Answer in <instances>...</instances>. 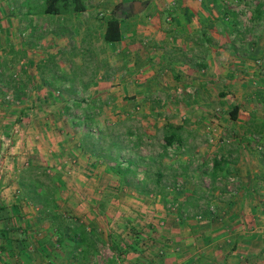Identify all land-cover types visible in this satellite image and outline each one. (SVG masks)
Segmentation results:
<instances>
[{
  "label": "crops",
  "instance_id": "1",
  "mask_svg": "<svg viewBox=\"0 0 264 264\" xmlns=\"http://www.w3.org/2000/svg\"><path fill=\"white\" fill-rule=\"evenodd\" d=\"M41 1L0 0L3 58L11 56L10 50L21 52L19 73L30 79L25 90L33 105L31 113H22L26 104L14 100L0 79L5 95L0 100V264L9 248L28 251L29 241L21 238L25 234L41 236L46 225L57 229L19 187L18 174L29 164L62 173L56 184L63 195L56 202L67 217L64 226L73 216L95 245V255L86 244L82 248L92 258L84 264H264V101L259 96L264 82L249 80L255 63L264 60V0H84V11L54 15L39 13ZM112 15L119 20L121 38L105 43L102 35ZM98 44L105 46V54L98 55ZM88 45L91 59L83 51ZM50 55L56 69L43 74L38 67ZM76 57L92 70L86 86L70 88ZM96 61L107 67L95 69ZM252 82L258 86L250 87ZM83 91L92 99L85 98L82 106L107 92L117 99L127 94L125 103L144 100L152 107L151 99L160 94L171 112L163 117L162 129L181 126L182 143L183 132L190 133L188 139L207 134L213 145L199 142L193 152L178 145L185 158L170 170L186 176L189 156L207 154L221 161L214 170L212 163L191 169L196 181L205 174L214 179L210 196L197 208L207 204L213 211H199L191 222L183 217L191 197L182 199L177 211L159 194L139 193L112 178L107 163L83 148L85 117L63 111L69 106L72 112L73 103L79 104L75 93ZM174 113L183 115L178 120ZM11 122L13 130L7 131ZM218 139L230 146L222 148ZM159 171L163 179L166 173ZM223 173L237 184L231 188L227 181L220 187L217 179ZM198 186L193 183V191ZM103 239L112 261L99 259Z\"/></svg>",
  "mask_w": 264,
  "mask_h": 264
},
{
  "label": "rangeland",
  "instance_id": "2",
  "mask_svg": "<svg viewBox=\"0 0 264 264\" xmlns=\"http://www.w3.org/2000/svg\"><path fill=\"white\" fill-rule=\"evenodd\" d=\"M247 20L248 18L246 19V21ZM246 21L245 23H247ZM248 25L250 24L248 23ZM96 47H98V55L105 54L106 50L103 44H98ZM5 50L6 49L4 47L0 48V79L5 81V85L7 87L12 85V83L15 81L19 82V85H21L22 88L24 87L23 91L25 95L21 98L25 101L23 102V104H26L25 108L27 109V111L22 113H31L30 108L33 105H30L29 103L31 101L27 100L29 99V95L31 96V92L29 90H25V88H28L29 86L30 79H28L26 75H23L22 77V74L19 73L21 71L19 65L21 52L10 50L9 53L11 54V56L8 58H3V52ZM79 54L81 53L78 51L75 55L80 56ZM64 63L66 64V67H68L69 62L65 61ZM78 63L79 65H77ZM95 63L96 62H94L93 64L94 66ZM83 64L84 62H79V58H77L71 62L70 68H72L73 71H79L81 68L80 66ZM255 65L256 68L251 73L252 76L249 78V80L256 81V83H258L257 80H260V83L262 84L264 82V60L256 62ZM82 70L84 71V80H87L89 76L87 74H89L92 69L84 67ZM251 86H258V84L255 85L252 82V84H250V87ZM3 92L4 90L0 91L1 101L5 96ZM1 93H3V95H1ZM75 95L77 96V99H80L81 102L84 101H82L83 98L88 99L90 97L89 95L85 96L84 91L81 93H75ZM111 96L112 95L110 93L104 92L103 94H101V102L91 100L94 101V103L96 102L92 113L97 117L96 119L98 121V124H89L92 130L93 138H89L88 143H91L93 141L92 146L94 148L98 145H106L109 141V134L119 136L120 139H124L125 142L123 143L128 145L129 148H125V150H123L122 159L124 161H122V166H125L126 159H133L136 164L132 167V169L136 171V176L133 177L130 175L128 179L134 181H136L137 179L141 180L142 183L139 185V190L143 189V184L146 183L147 188L152 189L151 192L146 194H159L161 202L165 201V203L169 202L173 205L175 204V209L177 211H180L179 207L182 203V199L191 197V199L188 200L189 204L188 202H186L185 206L183 205V207L190 206L187 210L188 212H185L183 217L185 219H189L191 222L192 220L195 221L194 216L199 212L200 209L194 208V204L198 205L201 201L205 202L204 198L210 196V181L214 179L205 174L201 180L199 179L198 181H196L195 177H193V175L191 174V169L193 167H198V165L209 168L214 157L208 156L207 154H204L203 156H194V158L189 156L188 159L190 162L185 164V167L189 172L187 174L185 173L186 176L184 177H182L181 173L177 175L178 177H176V173L174 174L170 169L175 168L176 165L179 166L183 164L182 161H184L183 159L185 157L181 155V150L178 149V145L179 147L180 145H183L185 149L189 150V152H193V150L195 149V145H197L199 142H201L203 147H207L208 145H213L214 141H211L210 137L207 134H204V138H202L203 135L200 134V136H202L201 139H188V137L191 136H189L190 133L183 132L186 137L185 143L176 140L175 142L178 143V145L174 150H170L168 145L165 143V129H162L163 124L161 123L169 117L171 112L170 109L167 110L166 107L161 104L163 100L162 95L157 94L155 95V98L151 99L153 105L152 107L145 106L144 100L138 102L128 100V103H125L124 101L130 98V96H127V94L126 96H124V98H121V95L118 96L119 99H117L116 96H112L113 99H111ZM259 96L261 100L264 101V91H260ZM58 101L59 98L56 99V102ZM228 101L230 102L231 100ZM83 107L84 106L82 105L76 106L73 108V111L71 113L78 117L83 116ZM174 115H176V118L180 120V116L183 114L174 113ZM221 116L222 115H220L219 117ZM163 117H165V119H163ZM12 124L13 122H11V124H8L7 131L13 130ZM99 131L102 134L104 133V135H101ZM129 133L132 134L129 135ZM216 143L219 144L222 148L227 149V147L230 146L229 144L231 142L221 143L218 139ZM234 157L235 156H232L231 158ZM160 169H162L166 173L164 174L161 182L163 185H165L164 189L161 188L162 193H158V190L160 188H158L153 181L156 171H159ZM108 173H110L111 176H114H112V178L118 180L119 176L117 174L113 172ZM144 173H148L149 175V178L145 182ZM61 174L62 173H52L50 175L54 179L55 183H59L62 180V177L60 176ZM84 174L87 176H91V178H95V173ZM81 175L82 177H85V175ZM221 175L222 176H219L220 178L217 179L220 183H218L220 187L225 188L226 182L228 181L230 182L232 188L238 182L237 179L228 178L232 176L231 174L223 173ZM193 183H198L199 186L198 188H195V193H193V196H188V193L189 195H192V192H194L192 188ZM176 184L179 185L176 186ZM167 185L169 186L168 188ZM60 190L61 193H59ZM59 195H63V192L62 188L60 189L57 186V198H59ZM221 200L223 201L222 198ZM212 203L213 201L210 204ZM212 205L216 206L215 203H213ZM57 207L60 210L58 204ZM206 208L208 209L209 205ZM206 208H204V210ZM210 209L211 208H209V210ZM203 211H200V213H202ZM210 211L212 212L213 210ZM73 218V216H69V224L66 225V228L65 226H62L59 230L55 229L54 225H46L40 231L42 232L41 236L38 235L39 233L35 237L28 234H25L26 236H22V239H27L30 243L26 246L28 251H23L21 248H19L21 250H14L13 248L7 249L5 253L7 257L5 260V264H84L83 261L92 259L90 257H87L86 254L82 252V248L85 247L86 244L90 254L95 250V245H92V243L89 244V238L87 239L81 232V224H79L78 220H74ZM127 246L131 247L132 244H128ZM97 248L99 250L98 255H100L99 259H102L104 262H107V260L112 261V259L110 258L112 254L109 251L108 240L105 241L103 239V242H100ZM93 255H95V253H93ZM94 259H96V257Z\"/></svg>",
  "mask_w": 264,
  "mask_h": 264
},
{
  "label": "trees",
  "instance_id": "3",
  "mask_svg": "<svg viewBox=\"0 0 264 264\" xmlns=\"http://www.w3.org/2000/svg\"><path fill=\"white\" fill-rule=\"evenodd\" d=\"M85 1L84 0H42L39 8V13L48 14V15H54V14H65V13H76L81 12L85 10ZM121 38L120 28H119V20L115 15H112L109 17L106 21V28L102 35V40L105 43H114L118 41ZM90 45H88L87 48L83 46V51L85 53L89 54V58L91 59L92 56V50L88 49ZM88 61L84 62L83 65H81L80 70H72L70 76L68 77L70 88H73L75 84H82L83 86H86V83L84 82L83 77V68H88L87 66ZM103 67L104 69L107 67V64L105 62L96 61L95 63V69ZM39 70L44 74L45 71H54L56 69L55 59L53 55H50L49 58L46 59V61L39 65ZM62 76V75H61ZM61 76H57V79H61ZM63 77V76H62ZM93 77V76H92ZM13 82L12 85L8 87L9 91L11 92V95L14 100H17L20 104L24 102V100L21 97H24V87L22 88L21 85H19V82ZM85 100V98L82 99V101ZM79 104H74L73 106L80 105V99H78ZM90 106H84L83 107V116L85 117L82 121H84L82 124H84L87 127V130L85 132V135L83 137V148L87 150L89 153L99 157L101 160L107 163L109 166V169L117 174L119 176V180L121 183L126 184L128 186H132L135 191L141 192V193H149L152 191V189L147 188L146 183L143 184V189H140V184L142 183L141 180H129L128 177L131 175L133 177L136 176V171L132 169V167L135 164V161L133 159H126L125 160V166H122V154L123 150L125 148H129L128 145H126L124 139H120L119 136H114L112 134H109V141L106 145L93 147L92 142L88 143L89 138H93L91 127L89 126L90 123L94 122V119L92 118L91 114L93 111V108L95 107V103L91 102ZM75 107V106H74ZM69 106H66L63 111L64 113H71V110L69 109ZM21 112H24V109L21 108ZM82 121H78V124H80ZM95 124V123H94ZM180 129L181 126L175 125V124H169L167 128L165 129L164 133V140L165 143L168 146L171 145H178L176 143V140H180ZM100 133V131H99ZM101 135H104V133H100ZM132 133H129V135ZM100 135V136H101ZM221 167V161L217 159L212 160V168L217 169ZM145 178L144 182L149 178L148 173H144ZM162 172L158 171L155 173L154 183L158 188V193H162V189L165 188V185H163L162 182ZM18 184L25 196L29 201H32L36 203L41 212L45 214L46 216H49L53 223H55V227L57 229L61 228L67 223V217L58 209L57 207V185L54 181V179L51 177L49 172L47 171L46 167L38 165V164H29L25 168H23L20 173L18 174ZM162 188V189H161ZM190 200V199H189ZM189 204V201H187ZM205 206V205H204ZM208 205L204 208H206ZM199 206L194 204V208H198ZM204 208H200L199 211H203ZM207 209V208H206ZM199 214V213H197Z\"/></svg>",
  "mask_w": 264,
  "mask_h": 264
},
{
  "label": "built area",
  "instance_id": "4",
  "mask_svg": "<svg viewBox=\"0 0 264 264\" xmlns=\"http://www.w3.org/2000/svg\"><path fill=\"white\" fill-rule=\"evenodd\" d=\"M175 147H176V145H171V146L169 147V149H170V150H174ZM177 185H179V184H176V186H177Z\"/></svg>",
  "mask_w": 264,
  "mask_h": 264
}]
</instances>
